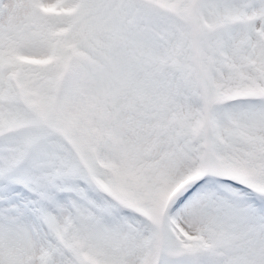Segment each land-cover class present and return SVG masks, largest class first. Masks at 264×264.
Segmentation results:
<instances>
[{"label": "snow or ice", "instance_id": "snow-or-ice-1", "mask_svg": "<svg viewBox=\"0 0 264 264\" xmlns=\"http://www.w3.org/2000/svg\"><path fill=\"white\" fill-rule=\"evenodd\" d=\"M0 264H264V0H0Z\"/></svg>", "mask_w": 264, "mask_h": 264}]
</instances>
